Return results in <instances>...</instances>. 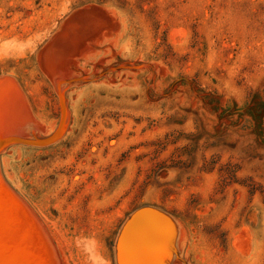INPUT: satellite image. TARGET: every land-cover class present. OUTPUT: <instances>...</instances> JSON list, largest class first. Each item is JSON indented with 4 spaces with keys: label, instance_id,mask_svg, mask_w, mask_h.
<instances>
[{
    "label": "rangeland",
    "instance_id": "1",
    "mask_svg": "<svg viewBox=\"0 0 264 264\" xmlns=\"http://www.w3.org/2000/svg\"><path fill=\"white\" fill-rule=\"evenodd\" d=\"M8 131L48 264H264V0H0Z\"/></svg>",
    "mask_w": 264,
    "mask_h": 264
},
{
    "label": "bare ground",
    "instance_id": "2",
    "mask_svg": "<svg viewBox=\"0 0 264 264\" xmlns=\"http://www.w3.org/2000/svg\"><path fill=\"white\" fill-rule=\"evenodd\" d=\"M0 190H1V182H0ZM4 211L7 212L8 210L7 211L4 210ZM16 230L10 232L9 235L3 236L0 238V264H3V263L4 264H18V262L21 263L23 260H26V261L28 260L29 264H48V260L50 262V257L48 260L46 259V256L41 257L43 256L41 252L42 251L45 252L46 247L43 245L39 237L35 235V232L30 227H27L24 224L21 227H19L17 231ZM11 258L12 259L15 258L16 260H12Z\"/></svg>",
    "mask_w": 264,
    "mask_h": 264
},
{
    "label": "water",
    "instance_id": "3",
    "mask_svg": "<svg viewBox=\"0 0 264 264\" xmlns=\"http://www.w3.org/2000/svg\"><path fill=\"white\" fill-rule=\"evenodd\" d=\"M56 132L57 131H54L51 135H49L48 137H46V138H44V139H36V138H33V139H31V140H26V139H23V138H18V140H20L19 142H22V143H34V144H44V143H49V142H51V141H53L55 138V136H56ZM15 134V131H8V132H5V133H3L2 135H0V149H2L3 148V146H4V143L8 140V141H10L11 139H13V138H10V135L9 134ZM18 134H16V136H17ZM16 136H14V137H16ZM8 143V142H7ZM6 145V144H5ZM2 147V148H1ZM14 195V194H13ZM14 198H16V196L14 197ZM13 198V199H14ZM18 198V197H17ZM15 201H17L16 199H15Z\"/></svg>",
    "mask_w": 264,
    "mask_h": 264
}]
</instances>
